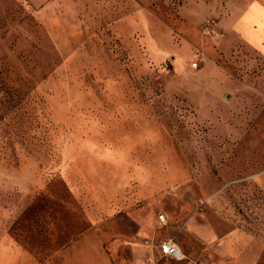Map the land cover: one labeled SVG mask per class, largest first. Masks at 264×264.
I'll list each match as a JSON object with an SVG mask.
<instances>
[{
    "label": "rangeland",
    "instance_id": "rangeland-1",
    "mask_svg": "<svg viewBox=\"0 0 264 264\" xmlns=\"http://www.w3.org/2000/svg\"><path fill=\"white\" fill-rule=\"evenodd\" d=\"M249 1L0 0V264H264Z\"/></svg>",
    "mask_w": 264,
    "mask_h": 264
},
{
    "label": "crops",
    "instance_id": "crops-1",
    "mask_svg": "<svg viewBox=\"0 0 264 264\" xmlns=\"http://www.w3.org/2000/svg\"><path fill=\"white\" fill-rule=\"evenodd\" d=\"M241 10L240 20H245V23H247V31L241 39L251 51L264 57V0H250ZM257 12H261L262 14L261 22L255 21V14ZM166 222H160V224H166ZM202 244L204 248L199 252L200 255L197 252L186 254L180 248L186 256L184 259L176 260L171 257L169 258L176 260L179 264H231V262L226 263L224 261V256L220 255V252H222L220 249H227L226 252L229 254V258H234V256L237 258L236 252L233 249L240 245V243H235L234 241H202ZM157 250L161 256H164L160 252L159 247H157ZM237 259L234 264H252L251 255L249 254H243Z\"/></svg>",
    "mask_w": 264,
    "mask_h": 264
},
{
    "label": "built area",
    "instance_id": "built-area-1",
    "mask_svg": "<svg viewBox=\"0 0 264 264\" xmlns=\"http://www.w3.org/2000/svg\"><path fill=\"white\" fill-rule=\"evenodd\" d=\"M197 64H198L197 61L192 62V66H197ZM158 220L161 223H165L166 222L165 215L163 213H159ZM158 247H159L160 252L164 256H168L176 260H182L186 257L185 254L180 249V247L178 246V244L174 242L172 239H166V240L161 241Z\"/></svg>",
    "mask_w": 264,
    "mask_h": 264
}]
</instances>
